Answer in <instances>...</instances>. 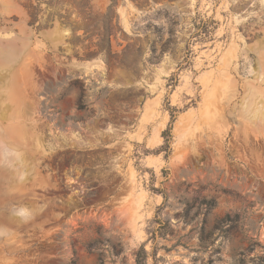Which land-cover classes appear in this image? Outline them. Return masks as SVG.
I'll list each match as a JSON object with an SVG mask.
<instances>
[{"label": "rangeland", "instance_id": "374dc122", "mask_svg": "<svg viewBox=\"0 0 264 264\" xmlns=\"http://www.w3.org/2000/svg\"><path fill=\"white\" fill-rule=\"evenodd\" d=\"M0 264H264L263 0H0Z\"/></svg>", "mask_w": 264, "mask_h": 264}, {"label": "trees", "instance_id": "16d2710c", "mask_svg": "<svg viewBox=\"0 0 264 264\" xmlns=\"http://www.w3.org/2000/svg\"><path fill=\"white\" fill-rule=\"evenodd\" d=\"M169 112H170V120L172 121L173 120V113L176 112V110L173 108H170ZM163 136L165 137V142H166L167 141L166 137L168 136V130L163 132Z\"/></svg>", "mask_w": 264, "mask_h": 264}, {"label": "bare ground", "instance_id": "6f19581e", "mask_svg": "<svg viewBox=\"0 0 264 264\" xmlns=\"http://www.w3.org/2000/svg\"><path fill=\"white\" fill-rule=\"evenodd\" d=\"M263 2H264V0H263ZM94 65H100L101 64V62L100 61H98V62H95V63H93Z\"/></svg>", "mask_w": 264, "mask_h": 264}]
</instances>
